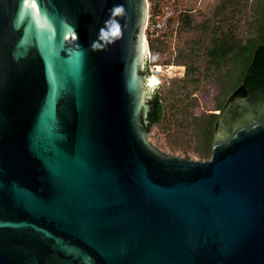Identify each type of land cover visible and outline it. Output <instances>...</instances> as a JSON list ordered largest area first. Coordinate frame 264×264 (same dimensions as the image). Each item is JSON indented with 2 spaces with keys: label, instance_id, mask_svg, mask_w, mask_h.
I'll return each instance as SVG.
<instances>
[{
  "label": "water",
  "instance_id": "obj_1",
  "mask_svg": "<svg viewBox=\"0 0 264 264\" xmlns=\"http://www.w3.org/2000/svg\"><path fill=\"white\" fill-rule=\"evenodd\" d=\"M146 8L0 0V264H264V92L209 159L159 151Z\"/></svg>",
  "mask_w": 264,
  "mask_h": 264
},
{
  "label": "trees",
  "instance_id": "obj_2",
  "mask_svg": "<svg viewBox=\"0 0 264 264\" xmlns=\"http://www.w3.org/2000/svg\"><path fill=\"white\" fill-rule=\"evenodd\" d=\"M202 1L196 6L179 0L166 33L148 45L150 64L176 67L156 88L162 116L151 125L153 137L185 159L207 160L213 125L227 96L241 84L264 92V0ZM149 2L155 11V0ZM209 85L215 87V108L197 112L199 95Z\"/></svg>",
  "mask_w": 264,
  "mask_h": 264
},
{
  "label": "built area",
  "instance_id": "obj_3",
  "mask_svg": "<svg viewBox=\"0 0 264 264\" xmlns=\"http://www.w3.org/2000/svg\"><path fill=\"white\" fill-rule=\"evenodd\" d=\"M179 0H155L156 9L152 10L149 0H146L145 24L142 28V38L146 46L148 57L150 55L149 40L161 38L167 31L170 20L175 18ZM151 75L167 78L165 72H171L172 65L148 64ZM157 65L161 66L158 71Z\"/></svg>",
  "mask_w": 264,
  "mask_h": 264
},
{
  "label": "rangeland",
  "instance_id": "obj_4",
  "mask_svg": "<svg viewBox=\"0 0 264 264\" xmlns=\"http://www.w3.org/2000/svg\"><path fill=\"white\" fill-rule=\"evenodd\" d=\"M193 2L196 3V6L198 5H203L205 4L202 0H191ZM147 51V50H146ZM150 59H151V52H150V55L148 57V54H147V64H150ZM161 65V64H160ZM163 65V64H162ZM165 66V65H163ZM167 66V65H166ZM172 70L171 72H165L164 75L167 76V78L163 79L162 77H155L153 75H151L150 71H149V75L152 76V77H155L156 79V83L158 84V86L165 82L167 79H169L170 76H172L175 72H176V67H173L171 66ZM178 70V69H177ZM181 70V69H180ZM180 72V71H179ZM207 92L203 93V94H200L199 95V99H200V106L197 108V112H202V111H206V110H212L215 108V104H214V101H213V94L215 92V87L214 85H209L207 87ZM169 101V100H168ZM154 132H155V128L152 126L150 128V133L148 135V140L155 146L156 144H161L159 148H156L163 152V153H166V154H170V155H175V156H180V157H183L179 151H176L175 153H171L168 151L167 147H165L164 145H162V141L163 139L161 138L160 141H157V139L155 137H153L154 135ZM161 148V149H160ZM190 159H195V160H199L197 157L195 156H191Z\"/></svg>",
  "mask_w": 264,
  "mask_h": 264
},
{
  "label": "bare ground",
  "instance_id": "obj_5",
  "mask_svg": "<svg viewBox=\"0 0 264 264\" xmlns=\"http://www.w3.org/2000/svg\"><path fill=\"white\" fill-rule=\"evenodd\" d=\"M157 68H158V71H159L161 69V66L160 65H157ZM153 76H155V75H153ZM152 78L156 81L155 77H152Z\"/></svg>",
  "mask_w": 264,
  "mask_h": 264
}]
</instances>
